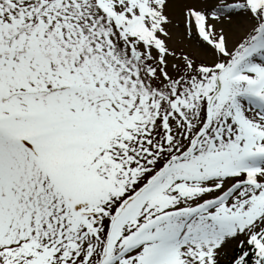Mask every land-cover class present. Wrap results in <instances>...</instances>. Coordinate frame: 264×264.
Masks as SVG:
<instances>
[{
    "label": "snow or ice",
    "instance_id": "6c2138e0",
    "mask_svg": "<svg viewBox=\"0 0 264 264\" xmlns=\"http://www.w3.org/2000/svg\"><path fill=\"white\" fill-rule=\"evenodd\" d=\"M0 264H264V0H0Z\"/></svg>",
    "mask_w": 264,
    "mask_h": 264
}]
</instances>
